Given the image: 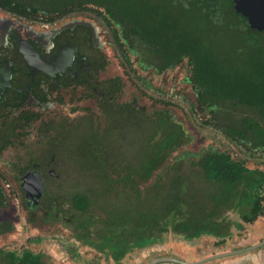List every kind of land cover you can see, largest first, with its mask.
Returning a JSON list of instances; mask_svg holds the SVG:
<instances>
[{
	"label": "flooded vegetation",
	"instance_id": "obj_1",
	"mask_svg": "<svg viewBox=\"0 0 264 264\" xmlns=\"http://www.w3.org/2000/svg\"><path fill=\"white\" fill-rule=\"evenodd\" d=\"M10 1L15 10L18 6L28 7L25 13L0 7V236L13 230V223L2 219L1 211L12 199H18L25 207L27 220L32 222L57 221L61 225L69 221L70 215L82 237L77 240L85 241L92 235L89 229L97 224L91 211L81 212L73 205L76 194L88 195L83 189L85 165L97 157L109 160L104 162L113 166H130L129 133L135 128L142 141L144 135L147 139L151 112L137 99L119 98L126 82L105 75L106 46L99 40L96 20L102 19L105 24L116 21L101 13L103 10L73 7L61 14L30 6L26 0ZM146 1L153 13L172 7L176 21L193 4V0ZM85 12H92L96 20L86 19ZM235 12L249 25L246 16ZM79 22L89 26L76 24ZM126 33L121 52L132 70L160 76L183 64V60L173 66L164 64L158 59L163 47L156 49L134 34L129 24ZM22 51L37 55L40 61L33 62V58L27 62ZM59 53L63 55L61 61L53 63ZM132 56L137 58L136 63ZM141 82L145 93L155 86L145 77ZM73 136L76 145L71 144ZM69 183L78 184L71 195ZM100 224L105 226L99 229L102 233L96 234L101 245H92L98 244L99 250L107 253L114 249L113 261L115 256L125 259L132 249L131 227L112 226L109 230L105 222L100 220Z\"/></svg>",
	"mask_w": 264,
	"mask_h": 264
},
{
	"label": "trees",
	"instance_id": "obj_2",
	"mask_svg": "<svg viewBox=\"0 0 264 264\" xmlns=\"http://www.w3.org/2000/svg\"><path fill=\"white\" fill-rule=\"evenodd\" d=\"M26 1L38 9L61 14L73 7L85 10L90 6L92 10L102 8L101 13L116 21V24L109 22L108 25L118 26L114 38L122 40L123 45L129 24L134 34L156 49L163 47L158 59L164 64L173 66L189 58L188 82L195 88L196 103L201 110L215 113V123L209 121L208 124L219 126L227 138L242 144L248 151L264 152V32L253 30L247 22L241 21L232 0H211L208 3L193 0L190 10L181 12L179 21H176L178 17L173 18L172 7L168 8L169 11L153 13L146 0ZM76 2L79 5L75 6ZM10 3V0H0V7L21 13L27 11L28 6H18L15 10ZM185 14L186 19L183 18ZM123 58L128 62L124 53ZM226 105L245 108L249 114L233 118L231 113L224 111ZM148 122L147 134L150 125L152 130L147 140H153L157 130L162 129L163 133L160 144L144 150L141 156L144 171L140 173L133 169L129 172L130 167H126V172L122 170L117 179L102 174L104 193L112 195L124 185L125 191L129 187L133 194L132 206L128 205L127 212L106 215L105 224L109 230L112 226L142 227L146 228L149 237L168 232L188 238L200 237L205 232L227 235L226 227L218 221L221 213L231 208L242 211L248 208L241 215L245 223H253L264 215V170L250 169L244 161L212 149L192 156L197 159L194 166L198 168L194 171V178L182 173L186 158H175L166 166L163 179L154 183L147 193L140 192L138 184L148 182L185 141L190 142L184 127L173 122L167 110H153ZM86 148L89 150L88 146ZM90 160L101 163L100 167H109L102 166V163L109 162L107 159L101 161L92 157ZM145 198L148 200L147 209L140 208ZM73 205L81 212H88L93 207V200L86 194H76ZM131 212L133 214L129 215ZM131 232L132 240L137 242L138 232L132 228ZM223 243V240L218 242ZM114 259L119 260L117 256ZM0 264L44 262L40 254L31 251H7L0 255Z\"/></svg>",
	"mask_w": 264,
	"mask_h": 264
},
{
	"label": "rangeland",
	"instance_id": "obj_3",
	"mask_svg": "<svg viewBox=\"0 0 264 264\" xmlns=\"http://www.w3.org/2000/svg\"><path fill=\"white\" fill-rule=\"evenodd\" d=\"M83 15L86 19L96 20L92 12H85ZM96 23L100 27L99 40L103 46H106L107 67L105 75L119 77L123 82H126L121 93H118L119 98L129 101L137 99L138 103L146 106L151 114L153 110L169 111L173 122L181 124L188 133L185 132L186 138L187 135L190 136V142L185 141L184 145L179 147L165 164L172 163L175 158L185 157L187 161L184 163L182 173L192 179L194 178V171H198V168L194 166L197 159L192 156H196L198 153L200 155L212 149L226 152L234 160L244 161L250 169L264 170V152L248 151L242 144L227 138L219 126L208 124L209 121L215 123L213 121L215 113L201 110L196 103L195 88L188 83L191 70L188 67H191L189 58H184L182 65L174 70H168L160 76H155L153 72L132 70L126 64L121 52V49H125L123 41L114 39L111 27L105 24L102 19H97ZM113 29L116 33L119 30L118 26ZM132 59L135 63L137 62L135 56H132ZM144 77L149 79L152 86L153 84L156 86L150 87L148 93H145L141 82V78ZM159 98L167 102L157 101L160 100ZM223 109L231 113L233 118H239L246 113L249 114L245 108H236L231 105H226ZM151 130L150 125L148 134L146 132L149 137ZM162 133V129L157 130V135L153 140L149 138L147 140L144 135L143 141L141 136L137 135L135 128L129 133L132 141V144H128V155L132 158L130 159L132 164L127 167H130L129 172L133 169L140 173L144 171L143 165L145 164L141 155L144 150L147 151L153 145L161 143ZM76 143V136H73L71 144L76 145ZM141 146H143V150L140 149ZM102 164V166L109 167H100L101 163H94L92 160L85 165L83 189L93 200V207L90 211L95 222H97L94 227L89 229L92 235H89L87 240H77V237H82L78 235L79 232L74 226L75 221L70 219V215L69 221H67L70 223L69 226L66 225L67 222L61 225L57 221H53L51 224L32 222L27 220L25 207L19 205V200L12 199L1 211V218L10 220L13 223V230L0 236V255L7 251L20 253L31 251L40 254L44 264H181L173 261H157L160 259L178 260L186 264L197 262H200L198 264H264V246L239 255L203 261L213 255L248 249L264 240V215L259 216L253 223H245L241 215L247 212L248 208L243 211L239 208H231L221 213V219L219 218L218 221L229 231L230 235L227 237L225 235L216 237L213 233L207 232L195 238H188L183 234L179 235L174 232L149 237L146 228L138 227L135 229V226H130L133 231L138 232V241H132L131 252L125 259H114L113 261L111 254L114 249H110V253H107L102 248L99 250L97 247L98 244L101 245L97 238V235L102 233L99 229L105 228V226H101L100 220L105 222L106 215L109 217V215L127 212L128 205L132 204L133 194L129 187L125 191L124 185L121 186V189L114 190L112 195L104 193L103 175L107 174L117 179L122 170L126 172V167H110L113 165ZM87 167H90V170ZM165 169L166 166L157 170L148 182H140L137 187L138 190L144 194L147 193L154 183L162 179ZM77 187V183H69V194L71 195L76 191ZM101 192L103 196H101ZM147 204L148 200L145 198L144 204L140 208L147 209ZM131 214L133 213L131 212L129 215ZM222 239H224V243L218 244ZM93 243L98 244L93 246Z\"/></svg>",
	"mask_w": 264,
	"mask_h": 264
},
{
	"label": "water",
	"instance_id": "obj_4",
	"mask_svg": "<svg viewBox=\"0 0 264 264\" xmlns=\"http://www.w3.org/2000/svg\"><path fill=\"white\" fill-rule=\"evenodd\" d=\"M234 4H235L234 5L235 10L238 13H241L248 18L249 26L252 29H255L258 31H264V0H234ZM76 24H83V25L89 26L87 23H80L79 22ZM70 27H72V26H70ZM61 29H63V27ZM22 52H23L25 60L27 62H32L34 60L33 58H35V60L33 62L37 63L40 61L39 58L37 57V55L32 57L29 53L27 54V53H25V51H22ZM62 56L63 55L61 53H59L53 63H57V62L59 63L62 59ZM263 246H264V240L261 241L260 243L256 244V245H254V246H251L248 249L236 251V252H231V253L215 255V256H212L210 258H206L203 261H210V260H214V259H218V258L239 255V254H242L245 252L256 250V249L263 247ZM157 261H173V262H177V263H181V264H186V263H183L181 261L172 260V259H160ZM198 263H200V262L193 263V264H198Z\"/></svg>",
	"mask_w": 264,
	"mask_h": 264
},
{
	"label": "crops",
	"instance_id": "obj_5",
	"mask_svg": "<svg viewBox=\"0 0 264 264\" xmlns=\"http://www.w3.org/2000/svg\"><path fill=\"white\" fill-rule=\"evenodd\" d=\"M230 235V233H229V231H228V234L227 235H225L226 237L227 236H229ZM216 237H223V235H215ZM214 237V236H213ZM223 241H224V239H222ZM222 240H220V241H222ZM239 251H241V250H239ZM234 252H236V251H234ZM227 253H231V252H227ZM225 254V253H224ZM214 256V255H213ZM212 257V256H211ZM210 258V257H209Z\"/></svg>",
	"mask_w": 264,
	"mask_h": 264
}]
</instances>
